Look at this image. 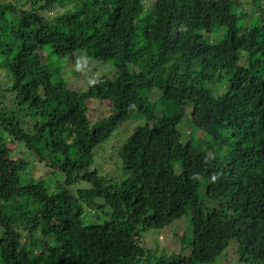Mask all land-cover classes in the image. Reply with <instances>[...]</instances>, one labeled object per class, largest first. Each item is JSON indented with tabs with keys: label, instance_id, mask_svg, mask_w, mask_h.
I'll list each match as a JSON object with an SVG mask.
<instances>
[{
	"label": "trees",
	"instance_id": "1",
	"mask_svg": "<svg viewBox=\"0 0 264 264\" xmlns=\"http://www.w3.org/2000/svg\"><path fill=\"white\" fill-rule=\"evenodd\" d=\"M50 55L115 68L80 90ZM93 100L113 109L97 125ZM141 120L118 151L126 177L93 169ZM17 143L66 182L24 159L1 171L0 264H212L228 248L264 264V0H1L0 160ZM188 213L189 254L153 258L143 234Z\"/></svg>",
	"mask_w": 264,
	"mask_h": 264
},
{
	"label": "rangeland",
	"instance_id": "2",
	"mask_svg": "<svg viewBox=\"0 0 264 264\" xmlns=\"http://www.w3.org/2000/svg\"><path fill=\"white\" fill-rule=\"evenodd\" d=\"M64 10L65 9L62 7L57 9V11L59 12H63ZM47 52L49 53V51ZM72 58L74 60H77L76 66L72 65L71 57L64 58L53 55H50L47 63H49L50 66L54 67L56 70H59L64 75V78L67 80L69 85L73 83L74 87L80 90L87 89L90 84H94L95 78L97 79L103 74H110L115 68L113 61L103 63L101 61L94 60L95 62L93 64L87 65L85 64V62L83 63L82 61H80V56ZM75 69L80 71L81 76H77ZM93 101L96 103L91 104L89 108V116L92 124L97 125L103 119L110 116L113 113V109L112 105L108 102L101 103L95 100ZM7 107V109H10L11 106L8 105ZM25 117L28 118L30 122L27 121L28 125H26L23 121L24 127L30 130L31 128H33V125H35V123L31 121L33 120L31 119V116L27 115ZM145 124L146 121L141 120L126 122L121 127H119L107 142L103 143L95 150L93 169H98L99 174L107 178L109 177L114 181H120L121 179L125 178L126 174L123 169V163L118 155L119 148L135 132L138 127ZM190 125L191 123L187 121L181 128L185 136L190 133ZM185 140L186 139L184 137V141ZM202 145L205 149V145ZM14 149L15 150L11 153L10 158L7 156L6 158L0 160V173L6 167H9L13 160L24 159L29 161L28 171L31 172L33 177L41 179L45 176L46 180H50L53 186H56L58 181H63V183L66 182V180L63 179L59 174H54L53 172H51L49 175H47L49 169L52 170L51 168L47 167L48 162L40 163V160L35 158V153L29 150L23 143H17ZM44 158V160H46V155L44 156ZM177 171H180V168H178ZM80 185H82L84 188H89V184L87 183H83ZM199 195L201 197L202 208L204 211H209L214 207L215 204L206 197L204 186L200 187ZM84 206L86 207L84 218L87 223H103L106 219H108V217L106 216V212L108 211L107 208L100 210L96 208V205L91 207H87V205ZM198 221V219H195V217L191 216V214L188 213L185 217L177 220L172 225L163 230H151L149 232H146L143 234V239L146 241L145 246L148 247L149 250L154 251L152 257L156 260L160 257L172 259L174 256L177 257L180 254L182 256L188 255L189 253L184 254L185 250L182 247L188 246V244L190 243V239L192 237V227ZM183 235H186V237H183ZM229 249L230 248H228V250L225 251L212 264H247L243 262V260L241 261L238 254L234 255V252Z\"/></svg>",
	"mask_w": 264,
	"mask_h": 264
}]
</instances>
